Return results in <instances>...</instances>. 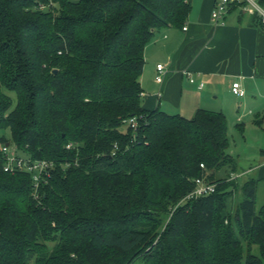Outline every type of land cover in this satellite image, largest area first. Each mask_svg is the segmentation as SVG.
<instances>
[{
    "label": "trees",
    "instance_id": "trees-1",
    "mask_svg": "<svg viewBox=\"0 0 264 264\" xmlns=\"http://www.w3.org/2000/svg\"><path fill=\"white\" fill-rule=\"evenodd\" d=\"M191 7L0 0V147L53 164L36 199L0 154V264H264V179L239 183L226 114L143 107L145 49ZM198 178L216 190L187 199Z\"/></svg>",
    "mask_w": 264,
    "mask_h": 264
},
{
    "label": "crops",
    "instance_id": "crops-1",
    "mask_svg": "<svg viewBox=\"0 0 264 264\" xmlns=\"http://www.w3.org/2000/svg\"><path fill=\"white\" fill-rule=\"evenodd\" d=\"M191 3L185 24L157 31L145 49L141 76L143 107L184 116L194 115L199 108L226 113L229 109L224 102L226 93L241 100L237 104L239 112L249 91L264 95V30L255 17L238 10L228 13L223 22L214 23L211 13L215 0H191ZM159 63L165 65L161 83L155 80ZM237 81L246 92L243 97L232 91ZM201 82L204 85L199 88ZM258 107H261L258 115H263L264 104L260 102ZM246 113L253 112L244 110L237 120L241 122ZM261 151L259 164L248 170L239 164L242 170L239 177L255 173L257 176L251 178L264 179V150Z\"/></svg>",
    "mask_w": 264,
    "mask_h": 264
},
{
    "label": "built area",
    "instance_id": "built-area-1",
    "mask_svg": "<svg viewBox=\"0 0 264 264\" xmlns=\"http://www.w3.org/2000/svg\"><path fill=\"white\" fill-rule=\"evenodd\" d=\"M234 10L255 17L264 30V4L262 0H215L214 8L211 13V20L214 23H221L224 21L225 16ZM183 29L186 30L187 27L184 26ZM164 70L165 65L159 63L157 65V75L155 77L157 83L163 81ZM189 80L195 82V78L192 76H189ZM203 85V82H201L199 88H202ZM232 91L235 95L240 97L246 94L239 81L233 83ZM131 123L133 126L136 125L134 119L131 120ZM71 147L72 144L67 146V148ZM0 154L3 158L4 170L6 172H24L32 176L34 182V195L35 198L38 199L41 185L48 179V174L50 170L53 169V164L44 160H34L20 154L18 150L12 147L10 142L9 145L8 143L1 145ZM201 166L204 168L203 164H201ZM215 190L216 184L208 182L205 178H198L196 179L195 189L186 198H198L208 195Z\"/></svg>",
    "mask_w": 264,
    "mask_h": 264
},
{
    "label": "rangeland",
    "instance_id": "rangeland-1",
    "mask_svg": "<svg viewBox=\"0 0 264 264\" xmlns=\"http://www.w3.org/2000/svg\"><path fill=\"white\" fill-rule=\"evenodd\" d=\"M224 95V102L226 106L229 108L226 110V115L229 124V135L231 138V144L228 149L233 156H235L239 164L246 170L249 169L251 166H255L259 164L262 159V151L264 150V121L261 125L255 123V119L259 116L258 114L261 113V107H258L260 102L264 104L263 97L264 95H260L259 92L251 93L248 92V95L245 97L246 101L243 100L245 104L239 112H237V104L241 101L238 98L232 96L231 94H223ZM14 99L16 101L15 94H13ZM244 99V98H243ZM215 102V101H214ZM252 110V114H248L241 122L237 120L238 114L243 113V111ZM193 115H189L186 117H192ZM0 136H5L7 139H11V133L9 130H2L0 131ZM12 147L15 150H18L16 145L12 144ZM18 152L22 155V151ZM257 176L255 173H248L244 174L242 177H239V183L243 184L246 180L251 177ZM243 197L242 191L238 192L237 200L240 201ZM233 206L234 201L232 198ZM257 204L260 207L264 204V182L260 185ZM258 253V247L255 250ZM135 264H145L142 261H137Z\"/></svg>",
    "mask_w": 264,
    "mask_h": 264
},
{
    "label": "water",
    "instance_id": "water-1",
    "mask_svg": "<svg viewBox=\"0 0 264 264\" xmlns=\"http://www.w3.org/2000/svg\"><path fill=\"white\" fill-rule=\"evenodd\" d=\"M57 72V70H54V73H56ZM8 145H9V143H8Z\"/></svg>",
    "mask_w": 264,
    "mask_h": 264
}]
</instances>
